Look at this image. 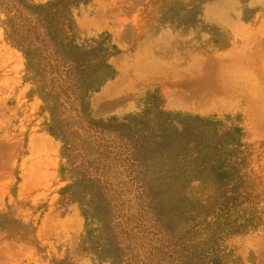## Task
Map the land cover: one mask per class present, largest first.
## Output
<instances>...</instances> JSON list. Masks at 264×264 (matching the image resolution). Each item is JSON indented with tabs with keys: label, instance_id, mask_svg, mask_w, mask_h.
Here are the masks:
<instances>
[{
	"label": "rangeland",
	"instance_id": "1",
	"mask_svg": "<svg viewBox=\"0 0 264 264\" xmlns=\"http://www.w3.org/2000/svg\"><path fill=\"white\" fill-rule=\"evenodd\" d=\"M0 264H264V0H0Z\"/></svg>",
	"mask_w": 264,
	"mask_h": 264
},
{
	"label": "trees",
	"instance_id": "2",
	"mask_svg": "<svg viewBox=\"0 0 264 264\" xmlns=\"http://www.w3.org/2000/svg\"><path fill=\"white\" fill-rule=\"evenodd\" d=\"M15 24H16V21H13ZM24 30H27V29H24ZM29 31L27 30L26 31V34H25V38L28 40L29 39V33H28ZM31 45H37V44H34V43H32ZM36 50H38V49H40V50H42V48H41V46L40 45H37V47L35 48ZM78 136H81V133L79 132V131H77V137Z\"/></svg>",
	"mask_w": 264,
	"mask_h": 264
}]
</instances>
